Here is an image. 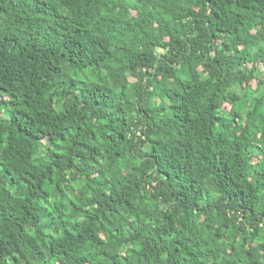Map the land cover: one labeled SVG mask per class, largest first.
<instances>
[{
	"label": "trees",
	"instance_id": "trees-1",
	"mask_svg": "<svg viewBox=\"0 0 264 264\" xmlns=\"http://www.w3.org/2000/svg\"><path fill=\"white\" fill-rule=\"evenodd\" d=\"M0 264H264V0H0Z\"/></svg>",
	"mask_w": 264,
	"mask_h": 264
},
{
	"label": "rangeland",
	"instance_id": "rangeland-1",
	"mask_svg": "<svg viewBox=\"0 0 264 264\" xmlns=\"http://www.w3.org/2000/svg\"><path fill=\"white\" fill-rule=\"evenodd\" d=\"M254 66V65H253ZM261 67V66H260Z\"/></svg>",
	"mask_w": 264,
	"mask_h": 264
}]
</instances>
